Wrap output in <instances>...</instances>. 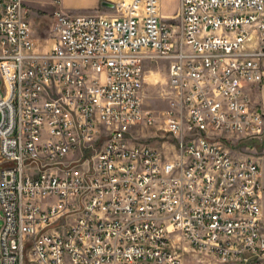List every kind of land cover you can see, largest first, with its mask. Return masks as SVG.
<instances>
[{
	"label": "built area",
	"instance_id": "built-area-1",
	"mask_svg": "<svg viewBox=\"0 0 264 264\" xmlns=\"http://www.w3.org/2000/svg\"><path fill=\"white\" fill-rule=\"evenodd\" d=\"M55 12L38 49L25 0H0V264H182L179 234L222 264H264L261 169L231 138L264 142V0H102ZM170 63L165 153L145 65ZM95 156L72 160L77 153Z\"/></svg>",
	"mask_w": 264,
	"mask_h": 264
},
{
	"label": "rangeland",
	"instance_id": "rangeland-1",
	"mask_svg": "<svg viewBox=\"0 0 264 264\" xmlns=\"http://www.w3.org/2000/svg\"><path fill=\"white\" fill-rule=\"evenodd\" d=\"M170 3V1H169ZM100 13H108L107 10L100 9ZM41 15V14H40ZM30 19V12H29ZM166 21V20H165ZM176 34H181V19L179 14L175 18L167 21ZM56 21L53 18L45 22L36 21L33 24V30L36 33L37 47L41 51L48 50V45L53 43L56 37L55 31ZM46 37V40L39 38L40 36ZM169 68L170 63L164 60L149 61L145 65V85L143 90V100L146 110L151 111L157 118L158 122L154 127L141 126L134 130L133 138L136 142L148 145L152 148H156L159 151L165 153L174 144L166 133V124L164 119V113L170 108L169 97ZM2 82L0 80V88ZM251 99L253 105L257 108L264 110V85L260 89H254L251 92ZM106 138L103 136L99 139L95 150L91 152L77 153L73 156L72 160H86L95 156L97 151H100ZM234 142L228 144L227 147L231 149L232 153L236 157H245L255 154L253 152L256 148L259 152L264 147V142L244 141L238 138H231ZM2 222H0V229ZM175 246L178 248L181 254L182 264H222L215 256L199 253L192 249V247L180 235H176Z\"/></svg>",
	"mask_w": 264,
	"mask_h": 264
},
{
	"label": "crops",
	"instance_id": "crops-1",
	"mask_svg": "<svg viewBox=\"0 0 264 264\" xmlns=\"http://www.w3.org/2000/svg\"><path fill=\"white\" fill-rule=\"evenodd\" d=\"M102 5V0H25V7L30 12L32 29L36 21L45 22L52 20L57 11L66 15L97 14L100 13ZM160 8L163 19L169 21L179 14L180 0H160ZM33 38L35 42H37L38 37L34 30ZM39 38L46 40V37L42 35ZM52 44L50 46L48 45V50L51 48ZM253 152H255V154L247 158L255 160L261 169V185L263 188L261 206L264 219V147L260 152L254 148Z\"/></svg>",
	"mask_w": 264,
	"mask_h": 264
},
{
	"label": "water",
	"instance_id": "water-1",
	"mask_svg": "<svg viewBox=\"0 0 264 264\" xmlns=\"http://www.w3.org/2000/svg\"><path fill=\"white\" fill-rule=\"evenodd\" d=\"M103 6L107 7V6H109V5H108L107 3H104Z\"/></svg>",
	"mask_w": 264,
	"mask_h": 264
}]
</instances>
